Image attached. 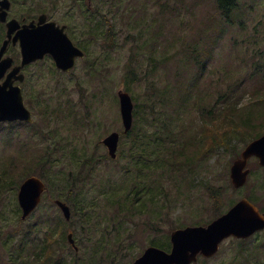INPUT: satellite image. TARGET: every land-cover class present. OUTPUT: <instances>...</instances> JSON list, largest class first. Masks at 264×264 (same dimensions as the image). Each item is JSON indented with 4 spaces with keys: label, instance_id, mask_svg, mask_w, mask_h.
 <instances>
[{
    "label": "rangeland",
    "instance_id": "rangeland-1",
    "mask_svg": "<svg viewBox=\"0 0 264 264\" xmlns=\"http://www.w3.org/2000/svg\"><path fill=\"white\" fill-rule=\"evenodd\" d=\"M58 2L60 8L55 16L66 17L64 11L72 5L75 7L72 16L77 18L74 22L84 30L85 17L80 11L82 5L76 0ZM92 7L96 12L89 17H97L98 22L96 41L87 44L88 38L83 36L84 33L80 31L77 34V40L87 45V56L78 60L71 72L56 70L52 59L28 67L24 94L32 109L33 123H0V172L7 169L18 180L23 172L30 169L28 165L40 159L43 150L56 152L53 158L57 160L55 168L64 174L78 170L81 161L78 158L84 155L95 161L105 156L106 161L97 164L85 185L77 182L74 190V194L82 188L87 192L77 212L84 208V221L87 220L88 224L96 222L99 228L88 241L86 232H79L82 219L74 216L65 221L54 204V200L59 198L49 199L45 195L36 210L21 220L17 203L18 182L15 189L0 193V264H33L34 254L39 252L48 228L47 222L36 228L34 223L47 216L60 218L65 223L61 245L56 246L52 260L54 264L76 262L73 258H84L87 260L81 262L94 263L92 259L98 257H93L95 247L111 246L112 231L119 224L130 228L132 234L127 239L126 233H121L125 246L123 252L128 253L125 260L130 262L151 242L163 237L169 240L172 227L206 224L215 217L213 211L216 205L220 206V211H225L232 202L247 198L260 209L264 208V177L256 161L248 164L251 174L246 185L239 189L228 185L229 168L234 152L242 150L241 143L234 145L233 153L224 149L209 150L183 173L187 176L184 183L178 180L179 177L161 176L162 169L158 167L157 184H161L162 192L158 186L155 190L153 185H150V193L145 187L141 189L143 178H139L137 164L128 163L129 140L127 135L122 134L117 98L118 90H124L135 97L134 105H154L153 113L148 108L143 112L139 110L142 112L139 126L146 127L152 134L151 149H154L157 138L165 137L163 146L157 149L161 159L167 157L178 143L167 138L179 131L185 136L199 125L190 107L178 104L176 111V99L170 95V89L175 86L176 98L184 101L196 86L197 79L192 78L196 74L194 58L202 66L197 72L203 71L200 75V82L203 83L193 97L200 98L205 92L209 94L210 90L213 96L210 95L208 102L215 104L218 95L214 91L218 90L219 95H223L231 88L228 92L233 99L238 97L235 101L244 109L243 114L252 112L259 117L264 111V0H237L234 9L223 13L216 10L214 0H94ZM129 14L137 18L141 30L134 31L126 26L124 22L129 19ZM109 25H112L114 36L109 35ZM130 69H134L131 75L140 77L136 82L125 78ZM208 85L214 89H209ZM151 86L158 89L156 97ZM159 90L167 91V95L163 94L167 102L162 106ZM29 96L39 106H33ZM144 118L155 120L147 126ZM162 123L165 129L161 128ZM111 132L120 134L115 159L108 157L101 143ZM65 149L75 153L77 159H70ZM126 164L132 167L125 168ZM142 165L145 169H139L146 176L152 172L150 162L145 160ZM38 170L32 167L33 172ZM35 175L38 176V173ZM188 182L192 183L190 187L186 185ZM138 183L141 186L137 208L144 212L136 214L131 223L120 218L115 208L105 207L108 195L115 192L119 199L127 197V207H132L130 199L139 187ZM212 189H223L221 196L214 198ZM60 191H63L61 186ZM155 193H160L162 203V193L172 198L173 208L155 216V204L149 200ZM86 198L91 200V205L88 206ZM151 210L152 213H149ZM54 226L51 224V227ZM68 233L73 234L77 252L67 241ZM260 237L264 238V232ZM232 240L224 241L212 259L198 263L232 264L236 257L234 249L238 246V242ZM73 253L80 256L74 257Z\"/></svg>",
    "mask_w": 264,
    "mask_h": 264
},
{
    "label": "trees",
    "instance_id": "trees-1",
    "mask_svg": "<svg viewBox=\"0 0 264 264\" xmlns=\"http://www.w3.org/2000/svg\"><path fill=\"white\" fill-rule=\"evenodd\" d=\"M214 1L216 3V10L221 13L230 12L237 5V0H214ZM128 16L129 19H126L124 22L126 26L134 31L136 29L141 30V25L140 22L137 20V18H134V15L131 14H129ZM107 21L108 20L106 19V22ZM146 25L148 24L146 23ZM113 36H114V31H113ZM193 60L195 61L196 69H194V71L196 72V74L192 78L194 80L197 79L196 86L190 90L189 95L186 97L184 101H182L180 97L178 99L176 98L175 86L173 87L174 92L172 89H170V95L174 96L176 99V103H175L176 111L179 109L178 104H180L179 106L184 105L190 107L194 111L195 116L198 118L199 125L197 129L191 131L185 136H183V133L179 131L177 133L174 132L170 138H167L178 142L168 152L167 157L161 159V156L157 152V149H160L163 146L165 137L161 136L157 138V141L154 144V149H151L150 140L152 134H150L147 131L146 127L144 128L143 126L142 127L139 126V117L141 113L145 110V108L151 109V112L153 113L154 105L150 103L142 106H140L138 103L134 105L135 110L133 111V119H134L133 127L127 134L129 140V146H130L128 163L134 166L135 163L137 164L136 168L139 172V176H140L139 178H143L142 181L143 184L141 186L138 183L139 187L136 189L135 194L130 199L132 207H127L129 203L127 197L119 199L116 197L115 194L116 192L111 195H108L110 197H108L107 205L105 206L109 208H115L116 210H118L120 218H122L123 220H127L130 223L133 221V217L136 214H142L144 212L143 210L139 211L137 208V204L140 201V197H139L140 186L141 189L145 187L147 193H150V185H153L155 187V190L159 187L160 193L162 192L161 184H157L159 183V180L157 178L158 167L162 169L161 176L168 175L170 178L179 177L178 180L181 183H184L186 181L187 176L186 175L183 176V173L185 171H188L193 166L195 161L201 156H203L205 153H207L209 150L224 149L225 151H230L233 153L235 151L233 150L235 144L239 143L240 145L241 143V147L243 148L250 141L260 137L264 133V111L263 114H260L259 117L253 115L252 112H248V114L246 115L243 114L244 109L240 107V104L237 101H235L238 97H235L233 99L231 96V92H228L231 88H229L223 95L221 94L219 95L218 90L214 91V93L218 95V99L215 104H210V102H208L210 101L211 96H213V91L210 90H209V94L205 92L200 98H197L196 96L193 97L194 92L200 89L201 84L203 83L200 82L201 81L200 75H202L203 71L201 72L199 71L200 74H198L199 72H197V69L201 68L202 66L195 60V58ZM191 70H193V67ZM133 71L134 69H130L126 73L125 78L126 80H129V82H136L140 78V77L139 78L136 77L135 75H131ZM151 87L153 90V94L156 97L158 89L154 86ZM125 89L127 91L129 90L128 87H126ZM209 89H214V88L209 86ZM232 91L235 90L232 89ZM160 93L161 94L159 100L162 106L167 102V99L165 98L166 96H164L167 95V91H165L164 93L161 90ZM132 99L135 100V97H132ZM140 109L142 110L141 113L139 111ZM154 120L155 118H144L145 124L147 126L152 125ZM161 128L165 129L166 126L162 123ZM198 144L200 145L197 148ZM65 151H67V155H69L70 159H77L75 158V153L74 154L69 153L70 149H65ZM42 153L43 154H41L40 159L36 160L35 162H32V165H28L30 169L23 172V174L18 178V180L14 179L13 176L9 174V171L7 169L1 171L0 193H3L9 189H15L18 182H21L27 176L35 175L38 173V176L44 181L46 185V192L44 194L45 197L49 199L51 197L59 198L60 201L64 202L69 207L71 218H73L74 216H79L82 219L81 228L79 232L85 231L88 236L87 240L88 241L91 240L93 233L97 231L99 228L98 224L96 222L92 224H88L87 220L84 221V216H86L84 208H80L79 212H77V207L79 206L80 201L83 200L87 192L82 188V191H78L74 194V190L77 188L76 186L77 182H81L85 185V181L89 179V177H91L92 173L95 171L97 167V164L102 161H106L107 158L105 156H102L95 161L93 158L84 155L82 158H78L81 160L79 163L78 170L72 172L71 173L72 176L69 177V173L64 174L61 172L60 169L56 170L55 165L57 160L53 159L56 152L43 150ZM238 154H239V150L238 151L236 150L234 152V157H237ZM146 155L148 156V158H145ZM145 160L153 165L152 172L147 176L141 170V169L143 170L145 169V166L142 165V163H145ZM230 163L231 160L229 164ZM32 167L38 168L39 169L38 172L37 173L33 172ZM128 167L131 168L132 166L126 164L125 168ZM139 167L141 169H139ZM145 178L147 179L145 180ZM138 182H141V180H139ZM186 185L187 187H190L192 183L188 182L186 183ZM228 185L232 188L231 184ZM60 186L62 190L65 191L64 193H62L63 191H60ZM222 190L212 189V193H213L212 195L214 196V198L221 196ZM160 193H155L154 196H150L149 198V200L155 204V209H154L155 216L157 215V213L163 214L164 210L169 211L173 208V205L171 204L173 203V199L165 197L164 196L165 193H162L164 197V201L162 203L160 200ZM86 200L88 206L91 205V200H88L87 198ZM160 203H162V205ZM233 204L234 202H232L230 206ZM219 208L220 206L218 205L214 207V211H213V213L215 214L214 218L224 213V210L220 211ZM136 209L137 212H135ZM152 211L153 210L148 212L152 213ZM168 211L166 212L167 214H169ZM46 222L48 224V228L39 252H35L34 254L33 264H54V261L52 260L57 251L56 246L58 244L61 245V237L64 234L63 233L64 225H65L64 221L60 218L53 219L50 218V216H47L44 219L36 220L34 223V227L36 228L37 226H42ZM51 224H54L55 226L51 227ZM173 229L175 228L172 227L170 231ZM155 230L159 231L158 228L157 229L155 228ZM123 231L126 233L127 239H130L132 237L130 228H125L123 224H119L118 227L114 228L112 231L113 240L112 242L109 243L111 244V246L107 245L102 247H95V252L93 257L99 256V257L110 258L112 264L130 263L131 261L127 262L125 260L127 258L128 253L123 252L125 248L124 244L122 243L123 239L121 233ZM148 246H153L162 249L164 251L170 250V242L167 238L164 237L162 239L151 242L150 245ZM118 250L121 251L118 252ZM234 250L236 251L235 258L237 257L239 258L240 256L242 258H245V256L241 255V252L248 251L249 247L246 244V242H244V244L238 243V246H236ZM129 255L131 256V252H129ZM79 256L80 255L74 254V257H79ZM253 256H259L258 252L254 251ZM198 261L205 262L207 260L200 258ZM65 264H94V263L89 261L87 263L68 262Z\"/></svg>",
    "mask_w": 264,
    "mask_h": 264
},
{
    "label": "water",
    "instance_id": "water-1",
    "mask_svg": "<svg viewBox=\"0 0 264 264\" xmlns=\"http://www.w3.org/2000/svg\"><path fill=\"white\" fill-rule=\"evenodd\" d=\"M9 6L8 0H0V21H5ZM42 21L43 17L40 18L37 27L30 24L17 31L22 57L20 68L49 55L56 69L64 73L70 72L76 60L85 57L84 52L72 43L64 33L63 27L60 28L54 23L39 26ZM17 28L18 23L15 20L7 22L8 35ZM5 44L6 42L0 50V56L5 49ZM9 67L10 63L0 64V80ZM20 68L12 69L4 81L0 82V123L24 121L31 124L33 122L31 113L24 105L20 87L13 85L12 79L23 80V76L16 77ZM117 98L123 134H127L133 124L134 104L131 96L124 90L117 92ZM119 139L120 134L112 132L101 141L111 159L116 158ZM252 156L259 159V166L264 167V134L249 142L232 162L229 168V179L234 189H239L246 184L250 173L247 163ZM45 190L44 182L37 176L32 175L22 180L17 192L21 220H25L38 207ZM54 203L62 212L64 219L68 221L69 207L59 200ZM263 229L264 213H261L249 200L242 198L206 225L186 226L172 230L169 234L171 244L169 251L153 246L146 247L131 264H194L199 256L205 259L215 256L225 239L230 237L246 239ZM67 240L77 251L71 233L67 235Z\"/></svg>",
    "mask_w": 264,
    "mask_h": 264
},
{
    "label": "flooded vegetation",
    "instance_id": "flooded-vegetation-1",
    "mask_svg": "<svg viewBox=\"0 0 264 264\" xmlns=\"http://www.w3.org/2000/svg\"><path fill=\"white\" fill-rule=\"evenodd\" d=\"M8 1L10 6L9 9L6 11V19L4 22L0 21V50L2 49L4 43L6 42L5 49L2 51V54L0 56V64L2 63L3 65H6L10 63V67L5 72L4 77L0 80L1 83L4 81L5 77L9 72H11L12 69L16 67L20 68L21 66L20 65L22 60L21 52H20L21 48H20V41L17 38V31L21 30L22 27H24L25 25L31 24L37 27L41 17H43V21L42 23H40L39 26H43L47 23H54L56 26L60 28L63 27L64 33H66V35L69 37V39L73 42V44L76 47L84 51L85 56H87V45L81 44L77 40V34H79L80 31L84 33L83 36L88 38L86 40L87 44L96 41L95 36L98 30L97 17H92V16L89 17L90 14L93 15L92 12H96V9L92 7L94 0H76V2L78 1L82 5L80 7V11L82 10L81 13L85 17L84 30H82V28L77 26L78 23L74 22L75 20H77V18L72 16L74 15L75 12V7L72 5H69L64 11L66 17L60 18L55 16V14L60 8V4L58 0H8ZM84 6H86V8ZM11 20H15L18 23V28L15 31H12L10 35H8L7 22ZM108 28H109V35H113L112 25H109ZM45 59H49V56L46 55L43 60L25 65L24 67L20 68L16 77L18 78L19 76H23L22 81H16L15 79H12L14 80L13 85L20 87L24 105L30 111L31 115H33L32 109L26 102V97L24 94L25 92L24 85L27 84L26 81L28 80V67L32 64L43 63ZM28 99L34 102L33 106L35 105L39 106L37 101L30 98V96L28 97ZM253 161H256L259 166V159L255 156H252L248 160L247 168H248V164ZM259 167L261 168V172L264 177V167L261 166ZM248 169L250 170L249 173L250 176L251 169L250 168ZM258 209L261 213H264V208L260 209L258 207ZM263 232L264 229L257 231L244 240H236L234 238L227 239V240H231V239L236 240V242H238L239 244H244V242H246V244L248 242L249 244L248 245L249 250L241 252V255L245 256V258H242L241 256L239 258L234 257L232 264H264V238L262 239L260 237ZM254 251H257L259 256H253ZM73 260L76 262H81V261H86L87 259L73 258ZM92 261L94 262V264H112L111 259L107 257L98 256L97 258L92 259Z\"/></svg>",
    "mask_w": 264,
    "mask_h": 264
}]
</instances>
